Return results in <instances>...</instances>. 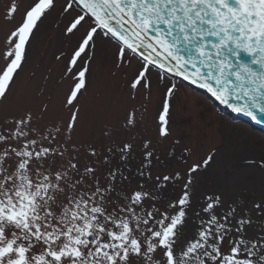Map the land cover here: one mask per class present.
<instances>
[{"label": "snow or ice", "instance_id": "obj_1", "mask_svg": "<svg viewBox=\"0 0 264 264\" xmlns=\"http://www.w3.org/2000/svg\"><path fill=\"white\" fill-rule=\"evenodd\" d=\"M56 4L35 0L6 32L0 52V264H264V186L252 200L201 191L200 177L214 163V152L183 173L154 175L159 156L147 138L136 169L140 179L131 187L124 170L135 149L131 141L108 146L101 157L93 143L74 138L98 39L115 46L113 75L127 74L139 61L127 81L130 100L142 92L149 98L155 67L161 84L166 75L178 77L261 123L264 0H65L62 15L72 18L64 36L85 30L65 69L71 80L63 102L68 116L41 126L46 103L38 113L26 108L11 114L7 106L36 31ZM18 11L14 0L5 23ZM179 91L176 83L165 85L158 141L173 138ZM136 124L133 108L124 127ZM102 135L111 137L112 130ZM180 143L173 138L174 145ZM82 151L96 162L81 163ZM168 155L175 158V150ZM193 155L185 146L179 159L187 164ZM170 185L173 191L179 186L177 195H168Z\"/></svg>", "mask_w": 264, "mask_h": 264}, {"label": "rangeland", "instance_id": "obj_2", "mask_svg": "<svg viewBox=\"0 0 264 264\" xmlns=\"http://www.w3.org/2000/svg\"><path fill=\"white\" fill-rule=\"evenodd\" d=\"M14 0H0V52L3 51V40L6 32L19 24L25 9L35 0H15L19 11L12 23H5L4 16ZM65 0H57L56 8L48 13L36 31L35 38L29 48V59L23 72L17 78L14 94L10 97L7 112L18 114L26 108L39 112L42 104L48 105V111L40 120L41 126L52 122H60L68 116L64 109V98L71 80L65 75L66 65L76 42L84 32L81 28L75 36L65 37L64 25L71 16L62 15ZM86 27V26H85ZM114 44L98 39L97 63L93 65L88 91L81 97L82 125L78 129L76 141L87 145L91 142L100 152L105 154L108 146H115L123 141H131L134 153L128 160L125 174L130 175L131 187H135L140 179L136 169L143 159L142 143L151 138L156 144L158 161H154L153 174L186 171L188 164L199 160L209 152H214V163L200 177L201 191H223L226 196L240 195L245 200L255 198L254 193L264 186V134L253 130L243 122H233L220 114L210 101L180 81L164 77V84L158 79V70L151 68L153 84L149 98L148 93H138L135 100L129 99L127 81L140 66L133 60L126 73L113 75L111 72ZM61 56L60 60L56 57ZM3 61L0 59V67ZM176 83L179 86L177 111L173 114V138H179V145L173 144V138L166 141L157 140V117L161 109L162 94L165 85ZM135 109L137 124L134 128H125L124 121L128 111ZM105 128L112 130L111 137H104ZM188 146L194 155L185 164L179 157L182 149ZM175 150V158L168 153ZM96 162L81 152V163ZM255 161V164L250 162ZM119 163V161H116ZM97 167L104 171L102 164ZM179 186L172 190L169 186L168 195L179 193Z\"/></svg>", "mask_w": 264, "mask_h": 264}, {"label": "water", "instance_id": "obj_3", "mask_svg": "<svg viewBox=\"0 0 264 264\" xmlns=\"http://www.w3.org/2000/svg\"><path fill=\"white\" fill-rule=\"evenodd\" d=\"M174 78H178V77H174ZM178 79H180V78H178ZM184 83L187 84L188 86H190L191 88H193L194 90L204 94L211 101V103L218 109V111L220 113L227 115L229 118H231L235 122L236 121H242V122L250 125L252 127V129L264 133V118H261L259 116V113H257V115H258V118H260L262 120L261 123H257L256 121H253L249 116H247L244 113H237V112L232 111L231 108H229L225 104H221L214 97H212L209 93H207L204 89H200L195 85H190L187 82H184Z\"/></svg>", "mask_w": 264, "mask_h": 264}]
</instances>
